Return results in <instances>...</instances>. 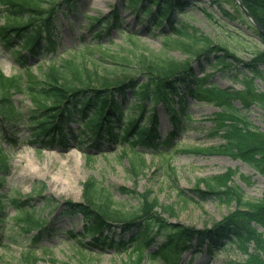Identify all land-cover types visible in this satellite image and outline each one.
I'll return each mask as SVG.
<instances>
[{
    "label": "trees",
    "instance_id": "16d2710c",
    "mask_svg": "<svg viewBox=\"0 0 264 264\" xmlns=\"http://www.w3.org/2000/svg\"><path fill=\"white\" fill-rule=\"evenodd\" d=\"M241 2L242 6L236 0H211L210 5L219 14H208V9L202 12L219 30L227 32L229 26L234 30V38L241 41L251 38L253 43L262 45L256 46L248 57L240 55L222 37L207 34L181 19L180 16L190 17L193 5L190 0H123L125 8L140 19L145 32L159 31L166 46H174L187 55V60L179 62L147 47L138 53L127 51L120 57L106 53L102 41L108 38L110 30L122 28L118 8L109 18H92L88 27L89 34H94L92 40L81 41L84 49L78 53V48L74 49L69 59L63 60L58 52L62 20L83 14L81 0H0V12L8 19L0 25L1 47L10 51L18 66L25 70L24 91L31 100L28 111L18 110L13 101L18 78L6 77L0 71L1 141L12 150L18 147L23 141L17 125H24L29 133L27 142L44 148L68 146L71 140H77L79 145L91 142L90 148L95 149L105 143L124 149L125 143L131 147L130 152L141 146L166 158L170 154L167 148L186 127L185 122L190 121L185 113L189 98L206 101L219 110L210 117L214 127L209 136L222 138L225 145L214 147L213 152L220 150L240 158L264 176V129L255 126L248 116L254 108L264 115V91L257 84L259 81L264 87V0ZM126 37L134 44L133 49L138 48L135 35ZM41 62L49 63L47 67H39ZM103 62L115 65L118 76L99 79L103 87L90 86L84 76L87 65ZM193 63H198L202 77L195 74ZM33 64L38 66L39 75L32 73ZM217 74L239 89L219 87L212 80ZM235 102L242 108H237ZM160 103L170 114L174 128L164 136L157 132L156 108ZM149 112L152 114L147 117ZM144 119L146 123L142 124ZM78 125L82 126L79 138L73 131ZM9 161V153L0 144V189L9 173ZM233 173L230 171L228 178L202 179L200 188L193 190L201 200L240 205V212L232 213L212 228L200 230L172 224L163 215L173 216V210L165 208L157 213L152 210L156 206L154 201L150 203L145 196L136 210L117 208L112 194L98 187L95 179L85 183L84 203L68 205L66 214L82 217L84 238L89 239L92 247L118 254L134 252L140 262L146 257L140 246L149 249L160 238L161 243L148 257L162 264H181V254L195 246V239L196 246L206 247L210 257L234 246L246 257L238 264H264V198L255 203L243 201L242 193L232 186ZM121 190L131 193L126 188ZM180 196L188 197L183 191ZM34 201L0 195V247L5 246L2 222L7 219L9 208L21 213L17 218L20 228L29 234L39 231L32 235L34 242L40 244L44 236L57 234L54 222L41 221L35 212H30ZM69 236L74 238V232L70 231ZM24 258L30 262L33 257Z\"/></svg>",
    "mask_w": 264,
    "mask_h": 264
},
{
    "label": "rangeland",
    "instance_id": "374dc122",
    "mask_svg": "<svg viewBox=\"0 0 264 264\" xmlns=\"http://www.w3.org/2000/svg\"><path fill=\"white\" fill-rule=\"evenodd\" d=\"M190 2L193 4L190 7V17L180 16L184 21L207 34L218 35L229 41V45L244 57L255 51L256 46L262 48V45L253 43L251 38L246 41L234 38L232 35L234 30L229 26H226L227 32H224L211 24L207 14L202 12V9H208V14H219L215 7L210 5L211 0ZM79 5L83 12L79 18L62 20L58 52L62 54L63 60H68V55L73 53L74 49L78 48L77 53L84 49L81 41L92 40L94 34H89L88 31L92 18L100 16L109 18L116 8L121 14L122 28L110 30L108 38L102 41L106 53L110 55L116 53L120 57L126 55L127 51L133 50L138 53L147 47L164 58L179 62L188 59L180 49L166 46L159 31L145 32L140 19L125 8L123 0H81ZM1 9L0 4V11ZM7 20L5 14L0 12V25ZM126 34L137 37L134 41L138 48L133 49L134 44ZM47 65L48 62H41L39 67ZM192 66L195 74L202 77L198 63H193ZM31 68L32 73L40 74L36 64ZM86 70L84 76L86 83H91L90 86L103 87V84L98 83L99 79L118 76L116 66L110 62L87 65ZM0 71L6 77L18 78V88L13 95L14 105L22 112L28 111L31 108V100L24 91L26 72L18 66L10 51L2 49L1 42ZM212 80L221 88L239 89L238 85L234 86L218 74ZM257 84L264 91L262 83L257 81ZM234 105L242 108L239 102H235ZM156 111L157 132L164 136L174 129L171 117L161 103L158 104ZM218 111L217 107L206 101L187 98L185 113L190 117V121L185 122L186 127L178 132V138L167 148L170 154L166 158H160L156 151L141 146L134 148L137 152H130L131 147L125 143L124 149L106 143L95 149L90 148L91 142L79 145L77 140H72L68 146L44 148L41 145L29 144L26 140L27 137L29 139L26 127L17 125L18 136L23 142L13 150L5 141L0 142L3 151L10 156L9 173L5 176V185L0 189V195L19 197L23 201L35 199L30 212H35L36 218L41 221L54 222L57 234L44 236L38 244L33 241L32 235H37L39 231L31 234L24 231L17 224V218L21 213L13 208L7 209V219L2 222V231L6 238H3L5 246L0 247V264H162L148 257L156 249V245L161 243L160 238H157L149 249L140 246L146 255L142 262L139 255L134 252L118 254L113 250L97 249L88 243L89 239L84 238L82 217L68 216L66 209L70 204L84 203L85 183L89 179H95L98 187L106 188L112 194L117 208L126 211L136 210L142 206L145 196L150 203L154 201L156 206H152L153 211L160 213L165 208L172 209L173 216L163 217L172 224L190 229L212 228L232 213L240 212V205L237 202L226 205L214 199L201 200L196 196L193 190L200 188L199 182L202 179L228 178L229 172L234 171L231 177L232 186L237 187L242 193L243 201L251 203L261 201L264 198V176L240 158L220 150L213 152L214 147L220 148L225 145L222 138L209 136L214 127L210 117ZM150 114L152 112L146 116ZM248 116L255 126L264 129V115L260 109L254 108ZM145 121L146 119L142 124L146 123ZM81 127L74 126L73 131L78 138L82 131ZM32 163L35 165L30 167ZM201 187L205 191V186ZM122 188L130 190L131 193L122 192ZM181 191L188 197L180 196ZM70 231L74 232V238L69 236ZM196 242L195 239L193 242L195 246L181 254V264H238L246 259L234 246L227 247L225 250L227 252L219 251L217 256L210 257L207 248L196 246ZM235 254L237 256H234ZM24 256L33 258L27 262Z\"/></svg>",
    "mask_w": 264,
    "mask_h": 264
},
{
    "label": "water",
    "instance_id": "95a60500",
    "mask_svg": "<svg viewBox=\"0 0 264 264\" xmlns=\"http://www.w3.org/2000/svg\"><path fill=\"white\" fill-rule=\"evenodd\" d=\"M237 1V3L240 5V6H242V2H241V0H236ZM247 13V15H248V17L250 18V20L259 28V26H258V24L254 21V19L252 18V16L248 13V12H246ZM263 34H264V32H263Z\"/></svg>",
    "mask_w": 264,
    "mask_h": 264
},
{
    "label": "bare ground",
    "instance_id": "6f19581e",
    "mask_svg": "<svg viewBox=\"0 0 264 264\" xmlns=\"http://www.w3.org/2000/svg\"><path fill=\"white\" fill-rule=\"evenodd\" d=\"M75 152V151H74ZM35 165V163H32L31 165H30V167H32V166H34ZM35 169V168H34Z\"/></svg>",
    "mask_w": 264,
    "mask_h": 264
}]
</instances>
